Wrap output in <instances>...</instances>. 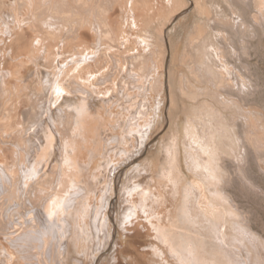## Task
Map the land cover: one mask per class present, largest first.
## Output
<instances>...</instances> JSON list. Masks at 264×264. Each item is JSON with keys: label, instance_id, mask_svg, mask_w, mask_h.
Returning a JSON list of instances; mask_svg holds the SVG:
<instances>
[{"label": "rangeland", "instance_id": "1", "mask_svg": "<svg viewBox=\"0 0 264 264\" xmlns=\"http://www.w3.org/2000/svg\"><path fill=\"white\" fill-rule=\"evenodd\" d=\"M50 1L52 2V0L41 1L42 5H37L34 7V9H32V6L29 4L28 0H0V26H1L0 39H3V41L7 42L6 43L0 41V48L6 49L5 50L6 55L3 57L4 61L2 63V66L5 67L4 72L7 73L6 80L8 82L7 85L8 89H5L3 90V92L0 93V103H1L0 133L5 134L4 141L6 140L10 141V142L7 141L4 142L6 143V146H10V147L4 146L5 144L3 143V140L1 141L2 143L0 142V153H1L0 156L2 159L4 158L3 159L4 163L5 162L10 163L11 161L12 163L16 164L14 165L15 167L13 168L14 176H16V174L18 176V177L16 176L17 179L13 177L15 181H17L19 177L22 179V176H25L24 170L30 168L29 172H32L31 169L33 170L32 167L35 166L37 172L36 171L34 172L33 170L34 173L30 175L32 180L31 183L35 184V181H37V179H38L37 181L38 183L36 182L35 185L31 184L29 189L30 191H32L33 189L31 188H35V186L37 187V185L38 186L40 185V188L46 191L45 192L39 190L38 188H35L36 189V190L34 189L35 191L39 190L38 192L39 194H37L34 190L33 192L29 193L28 190H25L26 189V186L24 184L25 181H23V179L25 178L23 177V179L21 180L22 181L21 185L23 190L21 189L19 192H17L19 194V198L20 199L22 198L21 207L19 208V212L15 213V215L12 216V221H14V223L17 222L19 224V222L16 220L19 219L21 211L24 210L28 211V209L33 205L34 206L39 204L41 205L44 203V201H47L53 195L55 194L57 195L61 193L63 190H66L65 189L66 187L69 188L68 181L69 179L71 180L73 177V175H71L70 173L72 172L75 176L77 172H73L72 170L73 167H70L67 172L65 170L66 168L64 167H68L67 164L68 162H70L69 161V158L71 157L70 155L74 153L73 155L75 156L78 155L77 159L79 160H81L80 158L82 157L86 158V159L82 158V160L80 161L81 165L83 164V170L85 171V172L83 171L84 175L81 179H83L82 181L85 180L87 184L85 186V182L82 183V185L84 184L85 188L88 187L87 196L89 197L85 196L84 199L82 198L81 200H79L78 206L81 204L83 205L84 209L90 207L89 208L90 212L88 211V216L86 220H88V224H89L88 229L90 230L89 231L90 234L92 233L91 236L93 238L90 237L91 240L89 245L90 247L87 245L88 246L87 249L86 248L87 246H85V248L87 249L86 250L87 254L86 256L84 255L83 257V253L82 251H80V241L76 236L79 233L76 230L78 228L77 227L78 225L73 226L72 232L68 233L69 238H67L66 240L64 239L61 242L63 254L66 251V245L64 244H66L68 241L71 244L72 252L70 253V255L65 253L63 257V261L65 262L69 261L67 262V264H182L177 259L175 254L172 252L169 244L165 243L163 239H160L158 229L159 227H163L162 229H166V231L169 230L170 232H172L171 235L173 234L174 230L175 231L178 230L175 229V227L164 226L165 224L160 222V220L162 219L163 216H165L166 225L170 224L171 219L173 220V216H174L173 214L176 213V209H178L177 207H179L178 205H180L182 202L181 201L182 195L180 194L178 196L179 193L177 192V190L178 189L183 190L185 187H190V184L192 186H195L194 187L195 194L192 197V202H193L192 208L194 213L196 215H202V218H208V220L215 221L217 222V224L220 223V225L219 224L218 225L220 227L221 233L219 232L218 235L222 237L221 238L222 241L220 242L223 243L222 244L223 247L227 249L230 248L229 245L237 241L238 239L237 234H238V237L239 236L245 237L244 239L246 241H244V243L247 242L245 243L246 247L244 246L245 244L242 245L245 251L250 246H253L249 248V249L253 248L252 250H250V252L249 250L246 252L243 250L244 255L247 256L248 254L246 253L251 254V252L253 251L255 255H258L261 258L263 257L264 259V18H263L264 0H253V2H251V0H231V1L214 0L213 3H211L212 2L211 0H207L208 1V2L206 1L208 3L207 5L206 2H204V0H199V1L174 0V2L173 0H159V1L158 0H140V1L121 0L124 2L123 4L125 5H123L120 0H115L116 2H114L113 0H93L96 1L95 2L96 4L93 3V1H91L92 4L90 2L91 4L90 6L89 4H87V2L89 3L90 0H86L87 2H84L85 0H53L52 3ZM125 1L126 2L128 1L127 2L128 4H126ZM161 1H162L161 3L162 7H160L159 5ZM143 2H145L144 3L145 7H143ZM172 2L175 4L173 6H170L171 4H173ZM46 3L48 4L47 6L45 5ZM134 4L136 6H134ZM138 4H140L142 7ZM146 4L148 5V7ZM231 4H233L235 7L233 5L232 7ZM92 5H96V6L94 7ZM169 6L170 8H168ZM212 6L213 8L209 10ZM153 7L154 9L156 8V10L158 11L154 10ZM29 8L30 10H28ZM147 8L148 9L151 8V11L150 9L148 10ZM160 8L163 9L161 10ZM200 8H202L203 10H201ZM103 9L104 10L106 9L105 11L107 12H103L104 11ZM119 9L122 10L119 11ZM138 9H140V11L142 10V13L140 11L137 12ZM113 10H117L118 15L123 16L125 18V20L123 17L119 18L120 21L122 22L120 23L122 25L125 24L122 26V31L125 29L123 31V34H121L118 38L120 40L119 42L116 41L117 40L116 26H114L113 24L111 25V21L109 20V17L111 15V12H113ZM135 10H136V14H135ZM198 10L201 11L202 13L199 12ZM227 10L231 11L230 12L231 15L230 13L228 14ZM25 11L26 12L28 11L30 16H28L29 15L28 13L25 14ZM144 11L146 12L145 15H143V13H145ZM210 11H212L211 13L213 14H209ZM223 11H224L223 14L226 15L227 13L226 16L222 14ZM120 12H126V13L121 14ZM157 12H158L157 16L158 17L160 16L159 18L155 15L152 16V14H156ZM167 12L169 13L166 15ZM104 13L107 15L109 13V15L106 16L104 15ZM169 14L173 15V17L170 16ZM15 15H17V17ZM26 15L28 18L27 20L25 19ZM202 15L205 16L201 17ZM220 15L222 17H220ZM137 16L139 17L138 19L136 18ZM149 16L152 17L151 20ZM195 17L197 18L195 19ZM15 18H19L18 19L19 22ZM168 18L170 19L174 18L175 20L173 19V21H171ZM208 18H210L211 20H209ZM50 19L54 22L51 23L54 26L51 25L50 27V22H51ZM148 19L150 20V22ZM48 20L50 22H48ZM140 20L145 23L140 22ZM37 21L38 22L40 21L41 25H43V23L45 24L48 22L49 26L47 25L48 24L47 23L45 24L46 27L48 26L47 29L45 28V25H43L44 29H42L43 26L39 27L40 22L38 25ZM134 21L138 22L139 24L135 23ZM242 21H244L246 24L244 25L243 24L244 22ZM10 22H13V24ZM30 22L32 23V25H30L31 24ZM34 22L36 25L34 24ZM105 22H107V25ZM153 22H156L157 24L156 23L154 24ZM218 22L220 23L218 24ZM7 23L9 24V26ZM90 23L93 25V29L90 26H88V24ZM208 23L211 26H209ZM144 24L146 25L148 24L149 28ZM81 25L82 26L85 25L82 31L84 30L89 31L90 35L94 39L93 42L87 40V36L83 34L82 35L79 34L80 32L78 30H80ZM142 25H144L145 27ZM30 26H32V29ZM33 26L35 28L37 26L38 29L37 28L35 29ZM103 26L104 27L108 26V28H110L111 30L107 28L108 31H106V29L103 28ZM242 26L244 27L242 28ZM8 27L11 29H9ZM19 27H23L25 29L27 28L26 29L28 31L27 34L28 35L30 34L31 37L29 42L21 41L17 46L15 39L18 36L17 31L21 30L19 29ZM132 27L134 28V30ZM140 27H142V29L147 28L149 31H151V33L147 31V29L145 32V29L142 30L140 29ZM40 28L41 30L39 31ZM113 29L116 31V33ZM31 30L35 32L33 33ZM42 30H44V32L46 33V35H48V37L50 36L53 39L50 40L52 42L51 43L52 46L49 47L48 44L50 42L48 41L50 37L47 40L48 37L46 36V38H44L45 39L44 42H46L45 43L46 46L44 45V47H42L41 50H39L40 51L39 53L37 48L38 40L32 42V39L33 36L36 35V32L38 34H40V32L45 34ZM56 30L59 34L58 36L56 33H54L55 36L52 33L54 31L56 32ZM140 30H142L143 33ZM30 31L32 32V34ZM105 31L110 32V34L108 33L109 34L108 35ZM206 32L209 35H207ZM10 34H12V36ZM100 34L103 38H105V40L101 38ZM110 35L112 38L110 37ZM205 35L209 36V38L205 39ZM10 37L12 38L14 37V39ZM149 38H151V42ZM143 39H145V41H143ZM55 40H57V42ZM101 41H103L104 44ZM3 43L6 45H4ZM57 43L59 44L55 45ZM93 43H98L100 45L99 47L103 45L102 46L103 48L101 47L100 51L98 50V54L95 55L91 52L94 46ZM147 43L150 44L155 43V44L149 45ZM140 44L146 45V47H141L142 45ZM204 44L207 47L204 46ZM87 45L90 46L91 51L88 50L89 46ZM147 47L149 48V50L147 49ZM214 47L217 49H215ZM107 48H109L110 50ZM150 48L152 50H150ZM198 48L200 51L206 50L205 53L208 55L210 54L209 55L210 59L213 57L212 61L215 60L213 65L222 68L225 67L226 64L228 63L229 67L228 68L226 67V69L228 70L232 69L231 72L232 77L228 78L226 84L227 88L226 86L218 88L216 85L212 84L210 80H202L194 75L196 72H198V68L196 65H199L201 63L202 58L203 59L207 58V57L205 58L204 56L202 57L200 56L202 54L199 52ZM84 49L86 51V54L81 55ZM103 49L105 50L107 49V50L105 51ZM143 49L144 51H141ZM160 49L162 50V52ZM207 49L211 50L212 52L211 51L208 52ZM52 50L54 52V55ZM138 50L140 51L138 52ZM85 51L83 53H85ZM13 52H15V57L10 56L12 55ZM51 52L52 55L50 54ZM101 52L103 53V55ZM90 53H92L91 54L92 56L89 55ZM99 53H101L100 56L102 60H100L99 58ZM28 54H33L35 57L32 56V58H29ZM37 54L38 56H36ZM142 54H144L143 55L144 58L141 57ZM155 55H159L160 57ZM197 55L198 57L196 59ZM40 56L42 57L41 59ZM102 56L105 57L102 58ZM129 56L131 57L133 56L132 58L134 60H131V57ZM93 58H98L100 62L98 61V59L94 60ZM104 58L106 62H104L103 60ZM164 58L165 60H163ZM25 59L28 61L31 59V61L34 60L35 62L29 61L28 62L29 65L27 63L25 64L28 66H25L23 68L24 74L21 76L22 80L24 78L22 82L23 86L21 85L22 87L21 93L20 95H18L16 90V88L18 87L17 79L14 77L13 70L15 67L18 66V64L24 63V61H26ZM198 59L200 60V63H198L199 62ZM79 60L80 62L81 60H83V62H81L82 64L84 63L83 66H85L87 62L88 64L95 63V65L93 64L94 66L89 68V72L88 71L87 72L91 73L92 75L90 79V84H92V88L95 90L96 93L94 92L91 93L90 91L83 92L86 90V88L84 90L78 91L77 93L72 89V87L76 85L75 84L76 79L74 78L73 75L77 76L79 74L77 67L75 68L74 66L81 65V63L78 62ZM130 60L131 61L138 60V61L135 64ZM98 62L100 63V65ZM137 64L139 65L138 67L140 69H135L138 68ZM159 64L162 65L163 67L160 66ZM95 68L98 70H96ZM218 69L219 68H217V70ZM71 70L77 73L75 72L73 73ZM138 70L140 71L136 73V71ZM67 71L70 74H67ZM27 72H29L28 75ZM133 74L135 75V77L130 78L131 77L130 75ZM192 74L194 75V78ZM67 75H70V78H66ZM140 75H145V78L144 76H140ZM243 75H244L243 79L245 81L241 78ZM100 76L102 77V79ZM160 76L161 79H163L162 80L163 82L160 80H158V82L156 81L157 79H159ZM71 77H73V79ZM71 79L73 80L74 83H72ZM139 79H143V80L140 81ZM132 80L133 82H131ZM246 80L249 82H247ZM63 81L65 83V87L69 88L68 90L70 91V93L67 92L68 90L66 92L63 91L64 93L58 92V90H56L57 87L63 83ZM70 81L72 84L70 83ZM84 81L86 82L87 80ZM187 81H190V83ZM159 82L163 83L162 84L163 87L161 86V84L160 86H156L159 84ZM190 84L196 87L197 89H199L200 91V94L195 99H193L192 96L188 94L189 92L187 90L190 89L189 91H191V88H189ZM244 84L245 85L247 84L246 87L244 86ZM68 85H70L71 88ZM85 85L88 86L87 84ZM134 86L139 88H136ZM149 86L150 87L155 86L156 89L155 87L154 88L151 87L150 89ZM240 86L241 87L244 86V87L241 88ZM54 87L56 88L54 89ZM181 88L185 89L186 93H184V95L182 93ZM147 89H149L150 91L152 90L154 93L151 91L152 94H150L149 93L150 91H146ZM229 89L230 91L228 92ZM156 90L157 91L160 90V92L158 91L159 92L158 93ZM244 90L248 92L246 93L244 92ZM55 91H57L58 96L56 95ZM136 91L138 92V95H136L137 94ZM234 91L239 96L236 93H230ZM250 91L251 93L252 92L253 93L250 94ZM142 92L144 96L143 94L142 96L140 95ZM240 92L244 96L242 94H239ZM248 93L249 95L247 96ZM158 94L161 96L159 97ZM187 94L191 98L186 96ZM114 95L116 96V98H114ZM126 96L129 99H127ZM131 96H133L134 98ZM84 98L89 99V102L91 103V107H92L91 108L92 116L88 120V126L91 125V128L90 127L89 128L91 133H93V135L90 134L91 137V142H90V140L87 139L88 138L87 134L85 135L83 134L85 130L83 131L82 129L83 135H80L79 138L77 139L78 141L76 140L77 141L76 142L73 141L75 140L73 139V137L75 138V136L77 135V133L75 134L76 132L75 130L77 129L78 126H76L74 120L68 116V115L71 116L72 114V108L68 107V105L76 102L82 103ZM122 99L124 104L122 103ZM106 100L109 101L107 102ZM223 100L230 101L229 105L222 104L221 102ZM104 101H106L105 103L107 104H105ZM124 101H128V102H124ZM133 102H138L139 104L138 103L135 104ZM29 104H31L32 107H30ZM25 105H27L29 112ZM130 106L132 107V109ZM22 107H24V109ZM25 108L27 111L25 110ZM19 110L21 111V115H18ZM128 110L131 112L127 113ZM203 110L210 111L211 114L213 115L211 120L214 122V124H216V126L222 125L223 128H225L226 133L230 135L228 136L230 137V139L227 138V140H229L230 143L227 141L228 145L221 144L220 147L225 151V153L219 152V158L216 162L217 171L220 176L219 180H221L220 185L222 188L225 189V191H222L221 194L224 196L223 199L224 200L226 199L227 201L226 204L223 203L224 200L220 202L221 205H219V201L217 202L214 201L213 199L214 192L212 191L213 188L211 185H208V183L204 181L203 173L201 171H194V169L189 166L190 165L189 157L196 156V159L198 158L201 159L203 157L206 158L207 156V154L204 153L202 154L201 149H199L198 146L193 143L191 137L192 134L191 131L189 130L193 128L192 123L193 120L195 119L194 115H196V112L201 114L200 112ZM10 111L12 112V114ZM103 111L105 112L106 116L101 118L100 116L104 114ZM31 112H33L32 114L34 116L31 115ZM99 112H101L102 114ZM8 114L12 115L9 120L5 118L7 117ZM65 116H68V118H66ZM132 117H134L135 119ZM202 117L203 118L205 117L204 114L202 115ZM138 118L140 120H137ZM71 119L73 123H71L72 122L70 121ZM135 122L136 124L141 123V125H143L141 127V132H136V131L131 132V129H133V127H135L136 125ZM71 124H74V126ZM128 125H130V127L132 126V128H129ZM21 126L24 127L22 128ZM17 127L19 128L18 129L19 132L17 131L18 134L15 132L17 130ZM20 129H22V131ZM48 129H50L51 131L50 133H53L52 135H54L52 139L53 142L52 141L50 142V140L48 139L49 138L48 136H50V138L52 136L49 133ZM104 130H106L107 132ZM200 131H201V125H199L197 128L198 134H200ZM130 132L132 134H130ZM23 133L24 135L22 136ZM6 134H8V136H6ZM11 134L13 135L15 134V135L12 136ZM61 134L62 135L64 134L65 136L64 135L61 136ZM73 134H75V136H73ZM16 136L18 137L16 138ZM8 137H10L11 139H9ZM231 137L234 138L232 140L233 142H231L232 139ZM15 139L16 141L14 142ZM23 139L26 147L24 146V143L22 141ZM84 139H86V141ZM26 140L28 143L26 142ZM65 140H67V142ZM81 140L84 141L80 142ZM20 142L22 145L20 144ZM73 142L75 143L73 144ZM93 142L96 147L93 145ZM17 143L19 145H17ZM47 144H50V146L52 145L51 146L52 148ZM47 146L51 148V151ZM86 146L87 149L89 150L86 149ZM223 146H227L228 148ZM11 147L12 148L16 147L14 148L16 150L11 149ZM43 147L46 149V151H44L45 149ZM78 147H80L81 149L80 148L78 149ZM41 148L43 149L42 151ZM93 148L95 149L93 150ZM13 150L14 152H12ZM47 150H49L48 154L46 153ZM75 150L76 151L78 150L77 151L78 153L75 152ZM79 150L82 151L80 152ZM16 151L18 152L16 153ZM36 151L37 153L40 152L38 153L40 156L36 155ZM67 151L68 153L70 152L69 155L70 157L68 156ZM71 151L73 152L71 153ZM89 151H91V153H89ZM21 152L24 154L23 157L20 156L22 155ZM49 152L51 153L49 154ZM106 152H108V154H106ZM3 153H6L7 157L5 156L6 154ZM81 153L84 154L85 156L87 155V157L82 156ZM53 154L55 156H53ZM179 154H180V164H178V166H180V169H178V171L176 172V176L177 177L179 176L180 178L176 179V183L173 180H170L171 184L166 185V183H169L168 180L171 177V173L167 169L171 167L173 158H175ZM28 155H30V157L26 158L28 157ZM42 155L45 156L46 158L42 157ZM10 156L12 159L10 158ZM91 156L92 159L94 158L93 160L90 159ZM7 158H10V161L9 159L8 161L7 160L5 161V159ZM21 158H23V160ZM28 159L29 160L31 159L30 160L31 162ZM35 159L39 160L40 162L39 161L35 162L37 161ZM86 160H91V161L86 162ZM23 161L25 162V165ZM201 162L203 163V161ZM31 163L33 166L31 165ZM11 164L9 165L11 166ZM21 164L24 165V167ZM28 165H30V167ZM20 167H22L23 171L21 170ZM58 168L61 171L63 170V172L60 173L61 171ZM17 171H19V173ZM20 171L22 173H20ZM64 171H66L67 173H65ZM63 173H65V177H63L64 175ZM68 174L69 176L71 175V177H68ZM34 176L35 177L38 176V177L35 178ZM114 176L117 177L114 183V188H113L114 190H112L111 182ZM57 177L59 180L57 179ZM14 179L12 182L13 184H15ZM33 179H35V181ZM56 180L62 183L65 181L64 183L66 184L68 183V184L65 186L64 183L63 185L61 183L62 185L61 187L60 183L59 182L57 183ZM161 181L165 183H162ZM17 182L15 184L16 186L19 185L17 184ZM197 183H199L200 185H198ZM55 184L58 186H56ZM63 186H65V188ZM150 186L155 196H153L151 200L149 199L150 201H148L147 202L148 204H146V202L142 200L143 198L142 193L145 192L144 190L145 188H148ZM69 189L73 191L72 188ZM133 189L135 190V193L133 192L134 195H131L132 191H134ZM40 191H42L44 194L46 193V195L43 194L44 195L43 196L42 193L40 194ZM67 191L69 190L67 189ZM47 192L48 193L50 192L51 194L50 193L47 194ZM31 193H32L31 195L32 197L29 196V194ZM105 197L109 198L110 200H107V198ZM176 199L178 200V203ZM82 200H84V204L82 203ZM153 200L154 202H152ZM105 202L107 204L110 203L112 206L111 222H109L111 224L105 221V219H107L105 214L106 212L105 209H107V207L108 210L110 209V206H107ZM133 204L138 205L139 216H134L133 218H130L131 220L133 219L132 222L130 219H127V216L125 215L129 213V210H131ZM142 205L144 206V208L142 207ZM40 207L41 206H39V208ZM96 207L98 209H103V211L105 210L104 213L102 214L104 215L102 216L103 218L102 221H104L102 223L104 224L102 225L103 227H102L101 236L99 235L100 233L97 229L96 222L98 219H96L95 217ZM172 209L175 211H173ZM162 212H164L165 214ZM233 212L234 214H232ZM3 221L6 220L3 218ZM152 223L155 224L158 228L154 227ZM202 223L204 222L202 221ZM108 224L111 225L112 227L108 226ZM11 226L13 227V224H10V227ZM106 226L109 228L108 230L106 229ZM12 229L14 230L15 228ZM11 230L9 228L7 231L11 232ZM20 230L21 229L19 228L18 231ZM78 230L80 231L79 235L82 234L86 235V233H83V231H81L80 229ZM16 231L14 230V232L12 231L13 233L12 232L11 233L14 234ZM18 231L15 234H17ZM108 231L110 232V234L108 233ZM10 232L9 233L6 232V234H9V236L4 235L2 233L0 234V240L5 244H8L9 242L7 238H10ZM192 232L193 233L195 232L194 228ZM12 234L11 236L14 237L15 234L14 235ZM98 237H102V240H99L100 238ZM247 237H249L248 241H247ZM203 238L204 236H199L200 241H204ZM210 239L211 238H209V240L207 239V242L210 241ZM76 241L78 242L76 243ZM251 241H252V245H251ZM259 241H261L260 245H259ZM249 242H250L249 244L250 246H248ZM256 242H258L257 247L259 246L260 248L255 247ZM73 243H75V245ZM99 243H101V245ZM211 243H212V239L209 244L206 243L207 252H204V257H207L206 262L208 263L209 261L210 264H212V261L214 260L211 259V256L213 254V251L211 249L212 247L210 245ZM75 248L76 250L77 249L78 250L76 251ZM260 251L263 253L261 254ZM96 257H100V259H97ZM216 257H217V261L219 262L217 264H223L221 261L224 258L219 254H216ZM259 257H258L259 263L264 264L263 262L264 260ZM21 260L23 264H28V263L30 264V260H26V261L24 259ZM32 261L33 262L38 261V259L35 257L32 259ZM45 264H49V263L46 261Z\"/></svg>", "mask_w": 264, "mask_h": 264}, {"label": "bare ground", "instance_id": "2", "mask_svg": "<svg viewBox=\"0 0 264 264\" xmlns=\"http://www.w3.org/2000/svg\"><path fill=\"white\" fill-rule=\"evenodd\" d=\"M29 1V4L32 6V9H34V7L35 6H37V5H42L41 4V1H44V0H28ZM91 1H93V0H90L89 1V3L85 0L84 2H87V4H89V6L92 4V2ZM114 2H116L115 0H113ZM121 1V0H120ZM120 1H118V2H120ZM130 1V0H129ZM134 1V0H133ZM140 1V0H139ZM159 1V0H158ZM178 1V0H177ZM199 1V0H198ZM207 0H204V2H206ZM212 2L211 3H213V1L214 0H211ZM229 1V0H228ZM228 1H226V2H228ZM231 1V0H230ZM51 2V1H50ZM50 2H48V3H50ZM52 2H53V0H52ZM51 2V3H52ZM90 2H91V4H90ZM96 1H93V3H95ZM122 2V4L124 3L123 1H121ZM126 2V1H125ZM128 2V1H127ZM126 2V4H128ZM137 2V1H136ZM173 2H174V0H173ZM172 2V3H173ZM197 2V1H196ZM208 2V1H207ZM206 2V5L208 4ZM246 2V1H245ZM251 2H253V0H251ZM142 3V2H141ZM145 2H143V7H145L144 4ZM162 3V1L160 2V7H162L161 4ZM171 3V2H170ZM198 3V2H197ZM200 3V2H199ZM263 3V2H262ZM96 4V3H95ZM118 4V3H117ZM132 4V3H131ZM131 4H130V6H131ZM151 4V3H150ZM175 3H173V4H171L170 6H173ZM203 4V3H202ZM251 4H253V3H251ZM46 6L48 5L47 3L45 4ZM84 5H86V4H84ZM111 5V4H110ZM114 5H116V4H114ZM123 5H125V4H123ZM138 5H140V4H138ZM147 5V4H146ZM177 5V4H176ZM180 5V4H179ZM230 5V4H229ZM233 4H231V6H232ZM44 6V5H43ZM92 6H96V5H92ZM108 6V5H107ZM120 6V5H119ZM129 6V5H128ZM134 6H136L135 4H134ZM141 6V5H140ZM139 6V7H140ZM153 6H155V5H153ZM170 6L168 7V8H170ZM196 6H197V4H196ZM211 6V5H210ZM230 6V7H231ZM234 6V5H233ZM232 6V7H233ZM253 6H255V5H253ZM23 7V6H22ZM85 7H87V6H85ZM125 7V6H124ZM142 7V6H141ZM147 7H148V5H147ZM150 7H151V5H150ZM167 7V6H166ZM175 7H177V6H175ZM183 7V6H182ZM200 7V6H199ZM208 7H209V5H208ZM235 7V6H234ZM259 7V6H258ZM31 8V7H30ZM30 8L28 9V10H30ZM92 8V7H91ZM107 8V7H106ZM116 8V7H115ZM120 8V7H119ZM122 8V7H121ZM131 8H132V6H131ZM138 8V7H137ZM164 8V7H163ZM163 8H160L161 10L163 9ZM173 8V7H172ZM186 8V7H185ZM213 8V6L209 9V10H211ZM257 8V7H256ZM264 8V7H263ZM16 9V8H15ZM22 9V8H21ZM24 9V8H23ZM32 9H31V11H32ZM128 9V8H127ZM130 9V8H129ZM133 9H135V8H133ZM145 9V8H144ZM148 9V8H147ZM150 9V11H151V8H149ZM148 9V10H149ZM153 9H154V7H153ZM157 9H159V8H157ZM201 10H203L202 8H200ZM226 9H227V7H226ZM230 9V8H229ZM231 9H233V8H231ZM260 9V8H259ZM104 10V9H103ZM106 10V9H105ZM103 11V12H107V11ZM120 10H122V9H119V11ZM154 10H156V8L154 9ZM165 10H168V9H165ZM164 10V11H165ZM172 10V9H171ZM176 10V9H175ZM222 10H224V9H222ZM30 11V12H31ZM109 11V10H108ZM125 11V10H124ZM140 11V9H138V11L137 12H139ZM153 11V10H152ZM156 11H158V10H156ZM155 11V12H156ZM163 11V12H164ZM179 11H180V9H179ZM183 11V10H182ZM199 11V10H198ZM228 11V14L231 12V11H229V10H227ZM258 11V10H257ZM261 11V10H260ZM131 12V11H130ZM141 13H142V10L140 11ZM145 12V11H144ZM163 12H162V14H163ZM199 12H201V11H199ZM212 11H210V13L209 14H213V13H211ZM10 13V12H9ZM12 13V12H11ZM24 13V12H23ZM26 13H28V11L26 12L25 11V14ZM110 13V12H109ZM109 13H108V15H109ZM121 14L122 13H126V12H120ZM129 13V12H128ZM127 13V14H128ZM140 13V14H141ZM148 13H149V11H148ZM169 12H167L166 13V15L168 14ZM171 13V12H170ZM202 13V12H201ZM224 13V11L222 12V14ZM262 13V12H261ZM264 13V12H263ZM262 13V14H263ZM13 14V13H12ZM25 14H24V16H25ZM29 14V13H28ZM27 14V15H28ZM134 14V13H133ZM135 14H136V10H135ZM146 14V12L145 13H143V15H145ZM157 14H158V12L156 13V14H152V16L153 15H155V16H157ZM160 14V13H159ZM203 14H205V13H203ZM217 14V13H216ZM221 14V15H222ZM18 15V14H17ZM17 15H15L16 17H17ZM23 15V14H22ZM27 15H26V20L28 19L27 18ZM104 15H106V16H108L107 14H105L104 13ZM125 15V14H124ZM148 15V14H147ZM151 15V14H150ZM170 15V14H169ZM168 15V16H169ZM220 15V17H222ZM224 16H226L227 15V13H226V15L225 14H223ZM230 15H231V13H230ZM258 15V14H257ZM23 16V17H24ZM28 16H30V14L28 15ZM129 16V15H128ZM127 16V17H128ZM133 16H135V15H133ZM167 16V17H168ZM170 16H172L173 17V15H170ZM169 16V17H170ZM203 16H205V15H202L201 17H203ZM36 17H37V14H36ZM44 17V16H43ZM102 17V16H101ZM120 17H123V16H119L118 15V11L117 10H113V12H111V15H110V17H109V20L111 21V25L113 24L114 26H116V30H117V40L116 41H120L118 38H119V36L121 35V34H123V31L125 30H123L122 31V26L123 25H125V24H121L122 22L120 21ZM131 17V16H130ZM150 17V20H151V16H149ZM158 17V16H157ZM160 17V16H159ZM158 17V18H159ZM174 17H176V16H174ZM210 17V16H209ZM103 18V17H102ZM105 18V17H104ZM124 18V17H123ZM137 19L139 18L138 16L136 17ZM156 18V17H155ZM197 17H195V19H196ZM198 18H200V17H198ZM264 18V17H263ZM15 19H19V18H15ZM39 19V18H38ZM41 19H42V17H41ZM127 19V18H126ZM136 19V20H137ZM141 19V18H140ZM163 19V18H162ZM165 19V18H164ZM168 19H170V18H168ZM174 19V18H173ZM173 19H170L171 21H173ZM209 20H211L210 18H208ZM35 20H36V18H35ZM51 20V19H50ZM101 20V19H100ZM108 20V19H107ZM106 20V21H107ZM124 20H125V18H124ZM123 20V21H124ZM144 20V19H143ZM147 20V19H146ZM149 20V19H148ZM150 20H149V22H150ZM153 20H155V19H153ZM175 20V19H174ZM218 20V19H217ZM223 20H225V19H223ZM233 20V19H232ZM10 21V20H9ZM23 21V20H22ZM43 21V20H42ZM44 21H45V19H44ZM105 21V20H104ZM157 21V20H156ZM160 21V20H159ZM158 21V22H159ZM169 21V20H168ZM167 21V22H168ZM7 22V21H6ZM18 22H19V20H18ZM38 22V21H37ZM36 22V23H37ZM40 22V21H39ZM39 22H38V25H39ZM48 22H50L49 20H48ZM47 22V23H48ZM53 21L51 20V22H50V27H51V23H52ZM98 22V21H97ZM102 22V21H101ZM121 22V23H120ZM135 22V21H134ZM140 22H143V21H141L140 20ZM152 22V21H151ZM208 22V21H207ZM207 22H206V24H207ZM242 22H244V21H242ZM241 22V23H242ZM10 23H12L13 24V22H10ZM31 23V22H30ZM47 23H45V24H47ZM54 23V22H53ZM100 23V22H99ZM106 23V25H107V22H105ZM124 23V22H123ZM133 23V22H132ZM135 23H138V22H135ZM143 23H145V22H143ZM154 24L156 23V22H153ZM152 23V24H153ZM166 23V22H165ZM169 23V22H168ZM220 22H218V24H219ZM262 23V22H261ZM8 24V23H7ZM20 24V23H19ZM34 24H35V22H34ZM33 24V25H34ZM44 23H43V25H45ZM101 24V23H100ZM139 24V23H138ZM137 24V25H138ZM151 24V25H152ZM157 24V23H156ZM187 24V23H186ZM244 25L246 24L245 22L243 23ZM242 24V25H243ZM248 24V23H247ZM21 25V24H20ZM19 25V26H20ZM30 25H32V23L30 24ZM36 25V24H35ZM37 25V26H38ZM43 25H41V22H40V26L39 27H42ZM48 26H49V23L47 24ZM103 25H105V24H103ZM145 26H148V24L146 25V24H144ZM144 25H142V26H144ZM150 25V24H149ZM208 25H209V23H208ZM215 25H216V23H215ZM6 26V25H5ZM8 26H9V24H8ZM25 26V25H24ZM37 26H36V28H37ZM47 26V27H48ZM52 26H54V25H52ZM85 26V25H84ZM84 26H82L81 25V27H80V30H78L80 33L79 34H83V35H85V36H87V40H89V41H92L93 42V37L90 35V33H89V31H86V30H84V31H82L83 30V27ZM87 26V25H86ZM88 26H90L92 29H93V25L90 23V24H88ZM87 26V27H88ZM109 26V25H108ZM108 26L106 27H104L103 26V28H105L106 29V31H108L107 30V28H108ZM119 26V27H118ZM128 26V25H127ZM144 26V27H145ZM182 26H183V24H182ZM185 26V25H184ZM200 26V25H199ZM207 26V25H206ZM209 26H211V25H209ZM237 26V25H236ZM1 27V26H0ZM29 27V26H28ZM31 27V29H32V26H30ZM34 27V26H33ZM47 27H46V25H45V28L47 29ZM99 27H102V26H99ZM241 27V26H240ZM240 27H238V28H240ZM244 26H242V28H243ZM9 28V27H8ZM7 28V29H8ZM35 28V27H34ZM35 28V29H36ZM130 28V27H129ZM133 28V27H132ZM131 28V29H132ZM135 28H136V26H135ZM137 28H138V26H137ZM148 28H149V26H148ZM208 28H211V27H208ZM9 29H11V28H9ZM16 29V28H15ZM18 29V28H17ZM19 29H21L20 31H17V34H18V36L16 37V39H15V42H16V45L18 46V44H19V42H21V41H23V42H29L30 41V34L28 35L27 34V28L25 29V28H23V27H19ZM38 29V28H37ZM42 29H44V26H43V28ZM50 29V28H49ZM55 29V28H54ZM62 29V28H61ZM75 29V28H74ZM73 29V30H74ZM90 29V28H89ZM109 30H111L110 28H108ZM115 29V28H114ZM113 29V30H114ZM140 29H142V27H140ZM145 29V32H146V29L147 28H144ZM144 29H142V30H144ZM195 29V28H194ZM196 29H198V28H196ZM41 30V28L39 29V31ZM53 30V29H52ZM72 30V31H73ZM127 30H128V28H127ZM133 30H134V28H133ZM142 30H140L142 33H143V31ZM185 30V29H184ZM199 30H200V28H199ZM209 30V29H208ZM10 31V30H9ZM12 31V30H11ZM14 31H16V30H14ZM32 32H33V30H31ZM30 31V32H31ZM43 32H44V30H42ZM47 31H50V30H47ZM60 31H62V30H60ZM75 31V30H74ZM105 31V32H106ZM115 31V30H114ZM131 31V30H130ZM147 31H149L148 29H147ZM183 31V30H182ZM210 31V30H209ZM3 32V31H2ZM32 32H31V34H32ZM35 32V31H34ZM33 32V33H34ZM37 32H38V30H37ZM36 32V35L35 36H33V39H32V42H35L36 40H38V45H37V48H38V52L40 53V51L39 50H41V48L42 47H44V45H45V43L46 42H44L45 41V39L44 38H46V36L48 37V35H46V33L45 34H43L42 32H40V34H38ZM126 32V31H125ZM150 33H151V31H149ZM160 32V31H159ZM165 32V31H164ZM200 32V31H199ZM202 32H204V31H202ZM12 33V32H11ZM42 33V34H41ZM48 33V32H47ZM51 33V32H50ZM53 34L54 33H56L57 34V36L59 35L58 34V32H57V30H56V32L54 31V32H52ZM59 33H61V32H59ZM107 34L109 33L110 34V32H106ZM112 33V32H111ZM115 33H116V31H115ZM4 34V33H3ZM13 34V33H12ZM12 34H10L11 36H12ZM102 34V33H101ZM101 34H100V36H101ZM108 34V35H109ZM114 34V33H113ZM113 34H112V37H113ZM145 34V33H144ZM161 34V33H160ZM164 34V33H163ZM206 34L207 35H209L207 32H206ZM106 35V34H105ZM195 35V34H194ZM200 35H201V33H200ZM207 35H205V39H208L209 38V36H207ZM215 35V34H214ZM42 36V37H41ZM53 36V35H52ZM54 36H55V34H54ZM56 36V37H57ZM60 36H62V35H60ZM107 36V35H106ZM106 36H104V37H106ZM123 36V35H122ZM140 36V35H139ZM142 36H143V34H142ZM141 36V37H142ZM164 36V35H163ZM193 36V35H192ZM212 36V35H211ZM50 37V36H49ZM49 37L47 38V40L49 39ZM110 37H111V35H110ZM111 37V38H112ZM149 37V36H148ZM1 38V37H0ZM2 38H3V36H2ZM8 38V37H7ZM7 38H5V39H7ZM10 38H12V37H10ZM62 38V37H61ZM60 38V39H61ZM101 38L102 39H104L105 40V38H103L102 36H101ZM115 38V37H114ZM126 38V37H125ZM192 38V37H191ZM196 38V37H195ZM12 39H14V37L12 38ZM51 39H53V38H51L50 37V39H49V41L48 42H50L49 44H48V46L50 47V46H52L51 45ZM102 39H100V40H102ZM107 39V38H106ZM122 39V38H121ZM146 39V38H145ZM145 39H143V41H145ZM150 39V42H151V38H149ZM158 39V38H157ZM58 40H59V38H58ZM99 40V41H100ZM103 40V41H104ZM148 40V39H147ZM202 40H203V38H202ZM0 41H3V39H0ZM56 42H57V40H55ZM86 41V40H85ZM103 41H101L102 43H103ZM154 41V40H153ZM152 41V42H153ZM193 41V40H192ZM3 42H6V41H3ZM147 42V41H146ZM206 42V41H205ZM208 42H209V40H208ZM7 43V42H6ZM87 43V42H86ZM141 43V42H140ZM143 43H145V42H143ZM201 43V42H200ZM4 44V43H3ZM59 43H57V44H55V45H58ZM91 44V43H90ZM94 44V46H93V48H92V51L90 50V46L89 45H87V46H89V48H88V50H90L94 55L95 54H98V50L100 51V48L103 46L102 44V46L101 47H99L100 45L98 44V43H93ZM104 44V43H103ZM147 44H149V45H154L155 43H152V44H150V43H147ZM165 44V43H164ZM202 44V43H201ZM4 45H6V44H4ZM54 45V44H53ZM140 45H142V44H140ZM160 45V44H159ZM159 45H157V46H159ZM203 45V44H202ZM46 46V45H45ZM92 46V45H91ZM148 46V45H147ZM187 46H188V44H187ZM201 46V45H200ZM199 46V47H200ZM204 46H206L205 44H204ZM211 46V45H210ZM2 47V46H1ZM57 47V46H56ZM141 47H146V45H142ZM140 47V48H141ZM150 47V46H149ZM152 47V46H151ZM154 47V46H153ZM207 47V46H206ZM212 47V46H211ZM86 48V47H85ZM103 48V47H102ZM139 48V49H140ZM159 48V47H158ZM201 48V47H200ZM203 48V47H202ZM215 48V47H214ZM107 49H109V48H107ZM106 49V50H107ZM142 49V48H141ZM147 49L149 50V48L147 47ZM191 49V48H190ZM205 49V48H204ZM209 49H210V47H209ZM215 49H217V48H215ZM5 48H0V93L1 92H3V90H5V89H8V82H7V80H6V78H7V73L6 72H4V70H5V67L4 66H2V63H3V61H4V59H3V57L6 55V53H5ZM53 50H54V48H53ZM53 50H52V52H53ZM87 50V49H86ZM103 50H105V49H103ZM105 50V51H106ZM110 50V49H109ZM150 50H152L151 48H150ZM161 50V49H160ZM198 50H199V48H198ZM203 50V49H202ZM208 50V49H207ZM84 51H85V49H84ZM83 51V52H84ZM89 51V52H90ZM133 51V50H132ZM140 50H138V52H139ZM141 51H144V49L143 50H141ZM156 51V50H155ZM157 51H159V50H157ZM187 51V50H186ZM193 51V50H192ZM204 51V50H203ZM203 51H200L199 50V52L202 54V55H200L201 57L202 56H204L206 59H201V63H200V60H199V62L198 63H200L199 65H196L197 66V68H198V72H196L194 75L195 76H197L199 79H202V80H210L211 82H212V84H214V85H216L218 88H221V87H224V86H226V84H227V81H228V78H230V77H232V69H226V67L228 68L229 67V65H228V63L226 64V66L225 67H218V66H215V65H213V63L215 62V60L214 61H212V59H213V57L210 59V57H209V55L208 54H206L205 53V51L203 52ZM209 51H211V50H208V52ZM50 52V51H49ZM52 52L50 53L51 55H52ZM82 52V54L81 55H84V54H86V51H85V53H83ZM88 52V53H89ZM161 52H162V50H161ZM205 53V54H203V53ZM212 52V51H211ZM5 53V54H4ZM92 53H90L89 55L90 56H92L91 54ZM102 53V52H101ZM101 53H99V58H100V60H102L101 59V56H100V54ZM11 54V53H10ZM34 54V53H33ZM33 54H28V56H29V58H32V56H34ZM156 54V53H155ZM158 54V53H157ZM186 54H188V53H186ZM53 55H54V52H53ZM102 55H103V53H102ZM104 55H106V54H104ZM143 55L144 54H142V56L141 57H143ZM163 55V54H162ZM162 55H161V57H162ZM213 55V54H212ZM10 56H13V57H15V52H13L12 53V55H10ZM36 56H38V54L36 55ZM43 56V55H42ZM108 56V55H107ZM125 56V55H124ZM134 56V55H133ZM132 56V57H133ZM155 56H159V55H155ZM165 56V55H164ZM35 57V56H34ZM49 57V56H48ZM80 57H82V56H80ZM94 57V56H93ZM103 57H105V56H102V58ZM120 57H121V55H120ZM129 57H131V56H129ZM128 57V58H129ZM131 57V60H134L133 58ZM137 57V56H136ZM160 57V56H159ZM197 57H198V55L196 56V59H197ZM38 58V57H37ZM42 57L40 56V59H41ZM47 58V57H46ZM108 58V57H107ZM144 58V57H143ZM28 59V58H27ZM94 60L95 59H98V58H93ZM109 59V58H108ZM124 59H126V58H124ZM139 59V58H138ZM26 60V59H25ZM37 60V59H36ZM39 60V59H38ZM48 60V59H47ZM87 60V59H86ZM104 60V62H106L105 61V58L103 59ZM128 60V59H127ZM130 60V61H131ZM136 60V59H135ZM163 60H165V58L163 59ZM29 61H31V59L29 60ZM28 60H26V61H24V63H20V64H18V66L17 67H15L14 68V70H13V74H14V77L17 79V88H16V90H17V93H18V95H20V93H21V85H22V82H23V80H24V78H23V80H22V75L24 74V72H23V68L25 67V66H28L29 64H28V62H29ZM32 61H34V60H32ZM31 61V62H32ZM85 61V60H84ZM88 61V60H87ZM98 61H99V59H98ZM129 61V60H128ZM138 61V60H137ZM137 61H131V62H133V63H137ZM221 61H223V60H221ZM35 62V61H34ZM39 62V61H38ZM78 62H80V60L78 61ZM81 62H83V60H81ZM80 62V63H81ZM100 62V61H99ZM98 62V63H99ZM125 62V61H124ZM155 62V61H154ZM157 62V61H156ZM164 62V61H163ZM28 64V65H25V64ZM86 63V62H85ZM128 63V62H127ZM204 63V64H203ZM35 64V63H34ZM38 64V63H37ZM95 65V63H89L88 64V62H87V64L85 65V66H83L84 65V63L82 64L81 63V65H79V66H74L75 68L77 67V70H78V72H79V74L76 76V75H73L74 76V78L76 79V82H75V86H73L72 87V89L74 90V91H76V93L78 92V91H81V90H84L85 88H86V90L85 91H83V92H86V91H90L91 93H96L95 92V90L92 88V84H90V79H91V73H88L89 72V68L90 67H92V66H94ZM126 64V63H125ZM132 64V63H131ZM161 64V63H160ZM159 64V65H160ZM201 64H202V66H201ZM31 65V64H30ZM40 65H41V63H40ZM39 65V66H40ZM69 65V64H68ZM99 65H100V63H99ZM134 65V64H133ZM228 65V66H227ZM32 66V65H31ZM36 66V65H35ZM50 66V65H49ZM70 66V65H69ZM139 65L137 64V67H138ZM142 66V65H141ZM160 66H162V65H160ZM33 67V66H32ZM32 67H31V69H32ZM51 67V66H50ZM66 67V66H65ZM68 67V66H67ZM84 67H85V69H84ZM97 67V66H96ZM134 67V66H133ZM163 67V66H162ZM192 67V66H191ZM98 68V67H97ZM160 68V67H159ZM217 68H219L218 70H217ZM231 68V67H230ZM28 69V68H27ZM94 69V68H93ZM96 69V68H95ZM132 69V68H131ZM130 69V70H131ZM135 69H140L139 67L138 68H135ZM158 69V68H157ZM164 69V68H163ZM67 70V69H66ZM96 70H98V69H96ZM95 70V71H96ZM144 70V69H143ZM231 70V71H230ZM72 71V70H71ZM88 71V72H87ZM101 71V70H100ZM99 71V72H100ZM140 70H138V71H136V73H138ZM161 71H162V69H161ZM30 72V71H29ZM29 72H27V75H28V73ZM55 72V71H54ZM73 72V71H72ZM75 72V71H74ZM73 72V73H74ZM93 72V71H92ZM75 73H77V72H75ZM95 73V72H94ZM94 73H93V75H94ZM98 73V72H97ZM67 74H70V73H68V71H67ZM146 74V73H145ZM60 75V74H59ZM59 75H58V77H59ZM104 75V74H103ZM159 75V74H158ZM157 75V76H158ZM164 75V74H163ZM166 75V74H165ZM183 75V74H182ZM193 75V74H192ZM194 75H193V78H194ZM66 76V75H65ZM131 77L130 78H132V77H135V75L133 74V75H130ZM140 76H144V78H145V75H140ZM62 77H64V76H62ZM101 77V76H100ZM99 77V78H100ZM164 77V76H163ZM243 77H244V75L241 77L242 79H243ZM66 78H70V75H67V77ZM72 79H73V77H71ZM143 78V77H142ZM143 78V79H144ZM240 78V77H239ZM62 79V78H61ZM71 79V80H72ZM101 79H102V77H101ZM104 79V78H103ZM143 79H139L140 81L141 80H143ZM245 79H246V77H245ZM250 79V78H249ZM51 80V79H50ZM65 80H67V79H65ZM84 80H87L86 82L84 81ZM134 80V79H133ZM133 80L131 81V82H133ZM138 80V79H137ZM158 80H160V81H162L163 79H161V76L159 77V79H157L156 81L158 82ZM244 80V79H243ZM28 81V80H27ZM52 81H54V80H52ZM60 81V80H59ZM75 81V80H74ZM78 81V82H77ZM135 81H136V79H135ZM135 81H134V83H135ZM156 81H154V82H156ZM164 81H166V80H164ZM185 81H186V79H185ZM245 81V80H244ZM247 81V80H246ZM49 82H51V81H49ZM57 82V81H56ZM83 82H85V83H83ZM130 82V83H131ZM143 82V81H142ZM163 82V81H162ZM187 82H189L190 83V81H187ZM242 82V81H241ZM247 82H249V81H247ZM58 83V82H57ZM68 83V82H67ZM70 83H71V81H70ZM69 83V84H70ZM72 83H74L73 82V80H72ZM71 83V84H72ZM82 83V84H81ZM244 83V82H243ZM246 83V82H245ZM54 84V83H53ZM60 84V83H59ZM85 84H87L88 86H86ZM139 84H140V82H139ZM160 84H161V86L163 87V83H160L159 82V84L158 85H156V86H160ZM186 84V83H185ZM250 84V83H249ZM151 85H153V84H151ZM241 85V84H240ZM247 85V84H246ZM246 85L244 84V86L246 87ZM23 86V85H22ZM40 86V85H39ZM53 86V85H52ZM51 86V87H52ZM56 86H57V84H56ZM67 86V85H66ZM68 86H70V85H68ZM228 86H229V84H228ZM244 86H242V87H244ZM252 86V85H251ZM134 87H136V86H134ZM150 87V86H149ZM151 87H155V86H151ZM151 87H150V89H151ZM180 87V86H179ZM186 87H187V85H186ZM241 87V86H240ZM241 87V88H242ZM250 87V86H249ZM41 88V87H40ZM56 87H54V89H55ZM67 87H65V83H64V81H63V83L62 84H60L58 87H57V89L56 90H58V92H62V93H64V92H66L69 88H67ZM70 88H71V86H70ZM136 88H139V87H136ZM135 88V89H136ZM152 88V89H153ZM159 88V87H158ZM189 88H191V91H189L190 89ZM189 90H187L189 93V95H191L192 96V98L193 99H195L199 94H200V91H199V89H197L196 87H194L193 85H189ZM226 88H227V86H226ZM229 88V87H228ZM239 88V87H238ZM134 89V88H133ZM155 89H156V87H155ZM182 89V88H181ZM225 89V88H224ZM232 89V88H231ZM234 89V88H233ZM244 89V88H243ZM154 90V89H153ZM249 90H251V89H249ZM64 91V92H63ZM99 91V90H98ZM97 91V92H98ZM135 91V90H134ZM146 91H150L149 89H147ZM152 91V90H151ZM151 91L149 92L150 94H152L151 93ZM157 91V90H156ZM159 92H160V90H158ZM157 91V92H158ZM162 91V90H161ZM230 91V89L228 90V92ZM232 91V90H231ZM240 91H242V90H240ZM68 93H70V91L68 90L67 91ZM100 92H102V91H100ZM125 92V91H124ZM153 92V91H152ZM157 92H155V93H157ZM158 92V93H159ZM237 92H238V90H237ZM244 92H246L245 90H244ZM248 92V91H247ZM246 92V93H247ZM55 93H56V95H57V91H55ZM99 93V92H98ZM97 93V94H98ZM104 93V92H103ZM102 93V94H103ZM126 93V92H125ZM130 93V92H129ZM136 95H138V92L136 91ZM146 93V92H145ZM154 93V92H153ZM182 93H183V95H184V93H186L185 92V89L183 88L182 89ZM230 93H236L235 91L234 92H230ZM253 93V92H252ZM251 93V91H250V94H252ZM135 94V93H134ZM134 94H132V95H134ZM142 94H143V92L140 94L141 96H142ZM149 94V95H150ZM188 94L186 95V96H188ZM237 94V93H236ZM239 94H242L241 92L239 93ZM55 95V96H56ZM61 95H63V94H61ZM60 95V96H61ZM128 95V94H127ZM131 95V94H130ZM146 95V94H145ZM159 95V94H158ZM238 95V94H237ZM243 95V94H242ZM249 95V93L247 94V96ZM58 96V95H57ZM59 96V97H60ZM129 96V95H128ZM143 96H144V94H143ZM161 95H159V97H160ZM239 96V95H238ZM244 96V95H243ZM245 96H246V94H245ZM131 97H133V96H131ZM130 97V98H131ZM137 97V96H136ZM136 97H135V99H136ZM156 97V96H155ZM189 97V96H188ZM114 98H116V96L114 95ZM126 98L127 99H129L127 96H126ZM134 98V97H133ZM132 98V99H133ZM151 98V97H150ZM152 98H154V97H152ZM189 98H191V97H189ZM223 98V97H222ZM241 98H242V96H241ZM105 99V98H104ZM156 99V98H155ZM214 99V98H213ZM191 100V99H190ZM107 101V100H106ZM106 101H104V103L106 102ZM109 101V100H108ZM107 101V102H108ZM129 101V100H128ZM128 101H124V102H128ZM132 101V100H131ZM139 101H140V99H139ZM192 101V100H191ZM221 102V101H220ZM19 103V102H18ZM122 103H123V99H122ZM133 103H138V102H133ZM222 104H224V105H229V103H230V101H228V100H223L222 102H221ZM27 104V103H26ZM105 104H107V103H105ZM124 104V103H123ZM139 104V103H138ZM137 104V105H138ZM232 104V103H231ZM235 104H237V103H235ZM0 105H1V103H0ZM110 105V104H109ZM122 105V104H121ZM129 105V104H128ZM132 105V104H131ZM212 105V104H211ZM223 105V106H224ZM26 107H27V105H25ZM29 106L30 107H32L31 106V104H29ZM234 106V105H233ZM20 107V106H19ZM68 107H71L72 108V114H71V116L70 115H68L70 118H72L73 120H74V122H75V124H76V126H78L77 127V129L75 130L76 132H75V134L77 133V135L75 136V134H73V136H75V138L73 137V139H75V140H73V141H76L78 138H79V136L80 135H85V134H87V136H88V140H90V142H91V137H90V134H92L93 135V133H91V131H90V128H91V123L89 124L90 126H88V120H89V118L92 116V114H91V111H92V107H91V103L89 102V99L88 98H84L83 99V102L82 103H71V104H69L68 105ZM128 107V106H127ZM127 107H126V110H127ZM131 107V106H130ZM135 107V106H134ZM134 107H133V109H134ZM209 107H211V106H209ZM213 107V106H212ZM235 107V106H234ZM238 107V106H237ZM23 109H24V107H22ZM125 108V107H124ZM136 108V107H135ZM16 109H17V106H16ZM21 109V108H20ZM34 109V108H33ZM61 109V108H60ZM70 109V108H69ZM131 109H132V107H131ZM214 109V108H213ZM217 109V108H216ZM25 110H26V108H25ZM27 110H28V107H27ZM26 110V111H27ZM52 110V109H51ZM210 110V109H209ZM32 111V110H31ZM214 111V110H213ZM11 112V111H10ZM25 112V111H24ZM28 112H29V110H28ZM94 112V111H93ZM104 112V111H103ZM105 112H106V110H105ZM105 112H104V114L102 115V116H100L101 118L102 117H104V116H106L105 115ZM131 111H127V113H130ZM33 112H31V115H33L32 114ZM52 113V112H51ZM63 113V112H62ZM99 113H101V112H99ZM126 113V112H125ZM201 114H199V113H197L196 112V115H194L195 117V119L193 120V128H191V129H189L190 131H191V137H192V140H193V143L194 144H196L197 146H198V148L199 149H201V151H202V154L204 153V154H207V156H206V158H198V159H196V156H191V157H189V166L191 167V168H193L194 169V171H201L202 173H203V178H204V181L206 182V183H208V185H211L212 186V191L214 192V194H213V199H214V201L215 202H217V201H219V205H221V203L220 202H222L224 199V196L221 194L222 193V191H225V189L224 188H222L221 187V185H220V183H221V180H219L220 179V176H219V174H218V171H217V160H218V158H219V152H223V153H225V151L223 150V149H221V144H224V145H228V142L230 143V141L229 140H227V138H229L230 139V137H228V136H230L229 134H227L226 133V131H225V128H223V126L222 125H217L216 126V124H214V122L211 120V118L213 117V115L211 114V112L210 111H208V110H203V111H201L200 112ZM221 113V112H220ZM11 114H12V112H11ZM11 114H8L7 115V117H5L6 119H10L11 118ZM68 114V113H67ZM67 114H65V115H67ZM70 114V113H69ZM102 114V113H101ZM192 114V113H191ZM204 114V118L202 117V115ZM18 115H21V111L19 110V113H18ZM141 115V114H140ZM144 115V114H143ZM34 116V115H33ZM55 116V115H54ZM54 116H52V117H54ZM63 116V115H62ZM68 116H65L66 118H68ZM122 116V115H121ZM23 117V116H22ZM30 117H32V116H30ZM29 118V117H28ZM97 118V117H96ZM106 118V117H105ZM105 118H104V120H105ZM132 118H134V117H132ZM141 118V117H140ZM64 119V118H63ZM62 119V120H63ZM72 119L70 120V121H72ZM100 119V118H99ZM135 119V118H134ZM58 120V119H57ZM68 120V119H67ZM67 120H65V121H67ZM137 120H140L139 118L137 119ZM55 121H56V119H55ZM99 121V120H98ZM191 121V120H190ZM45 122V121H44ZM91 122V121H90ZM102 122V121H101ZM105 122V121H104ZM107 122V121H106ZM71 123H73V121L71 122ZM96 123V122H95ZM103 123V122H102ZM131 123V122H130ZM140 123V122H139ZM67 124V123H66ZM135 124H136V122H135ZM143 124V123H142ZM54 125V124H53ZM70 125V124H69ZM71 125H73L74 126V124H71ZM101 125V124H100ZM132 125V124H131ZM134 125V124H133ZM199 125H201V131H200V134H198V132H197V128H198V126ZM95 126V125H94ZM143 125H141V123L140 124H136L135 125V127H133V129H131V132H133V131H136V132H141V127H142ZM22 127V126H21ZM24 127V126H23ZM22 127V128H23ZM26 127H27V125H26ZM71 127V126H70ZM90 127V128H89ZM99 127V126H98ZM128 127L129 128H132V126L130 127V125H128ZM221 127V128H220ZM49 128V127H48ZM57 128V127H56ZM73 128H75V127H73ZM79 128V129H78ZM96 128H97V126H96ZM95 128V129H96ZM100 128V127H99ZM105 128V127H104ZM220 128V129H219ZM18 127H17V130L15 131L16 133H17V131H18ZM26 129V128H25ZM24 129V130H25ZM29 129V128H28ZM43 129V128H42ZM82 129H83V134H82ZM224 129V130H223ZM21 131H22V129H20ZM23 130V131H24ZM58 130V129H57ZM56 130V131H57ZM48 131H49V133L51 132L50 131V129H48ZM102 131H103V129H102ZM104 131H106V130H104ZM129 131H130V129H129ZM19 132V131H18ZM44 132V131H43ZM54 132V131H53ZM59 132H61V131H59ZM97 132H98V130H97ZM107 132V131H106ZM106 132H104V133H106ZM130 132V134H132ZM27 133V132H26ZM25 133V134H26ZM29 133V132H28ZM64 133V132H63ZM66 133H68V132H66ZM65 133V134H66ZM74 133V132H73ZM230 133V132H229ZM18 134V133H17ZM16 134V135H17ZM51 135L53 134V133H50ZM60 134V133H59ZM12 136H14L13 134H11ZM24 135V133L22 134V136ZM31 135V134H30ZM47 135H49V134H47ZM64 135V134H63ZM62 134H61V136H63ZM69 135V134H68ZM91 135V136H92ZM98 135V134H97ZM103 135H105V134H103ZM226 135H227V137H226ZM6 136H8V134H6ZM10 136V135H9ZM53 136L54 135H52L51 136V138H50V136H46L49 140H50V142L52 141L53 142ZM65 136V135H64ZM232 136V135H231ZM4 137H5V134H3V133H0V142L3 140V143L4 142H6V141H4ZM11 137V136H10ZM10 137H8L9 139H11ZM18 136H16V138H17ZM72 137V136H71ZM29 138H30V136H29ZM64 138V137H63ZM97 138V137H96ZM100 138H101V136H100ZM107 138H109V137H107ZM124 138V137H123ZM138 138V137H137ZM232 139H231V142H233L232 140L234 139L233 137H231ZM6 139V138H5ZM72 139V138H71ZM81 139V138H80ZM111 139V138H110ZM68 140V139H67ZM67 140H65L66 142H67ZM85 141H86V139H84ZM84 140H81L80 142H82V141H84ZM87 140V141H88ZM100 140V139H99ZM13 141V140H12ZM16 141V139L14 140V142ZM23 141V143H24V139L22 140ZM29 141H30V139H29ZM48 141V140H47ZM78 141V140H77ZM76 141V142H77ZM109 141V140H108ZM113 141V140H112ZM111 141V142H112ZM126 141V140H125ZM228 141V142H227ZM235 141V140H234ZM7 142H10V141H7ZM26 142H27V140H26ZM70 142V141H69ZM95 142V141H94ZM94 142H93V145H94ZM139 142V141H138ZM2 143V142H1ZM28 143V142H27ZM48 143V142H47ZM56 143V142H55ZM64 143V142H63ZM75 142H73V144H74ZM87 143V142H86ZM89 143V142H88ZM97 143V142H96ZM95 143V144H96ZM5 145L4 146H6V143H4ZM20 144H21V142H20ZM52 144V143H51ZM90 144V143H89ZM89 144H88V146H89ZM98 144V143H97ZM96 144V145H97ZM122 144V143H121ZM17 145H19L18 143H17ZM22 145V144H21ZM48 146H50V144H47ZM54 145V144H53ZM85 145H87V144H85ZM91 145V144H90ZM24 146H25V143H24ZM47 146V147H48ZM52 146V145H51ZM50 146V147H51ZM63 146V145H62ZM61 146V147H62ZM68 146V145H67ZM80 146V145H79ZM83 146H84V144H83ZM95 146V145H94ZM126 146H128V145H126ZM6 147H10V146H6ZM13 147V146H12ZM11 147V149H14V148H16V147H14V148H12ZM26 147V146H25ZM44 147H46V146H44ZM43 147V148H44ZM50 147H48L49 148V150L51 151V148ZM91 147V146H90ZM90 147H88V148H90ZM96 147V146H95ZM223 147H226V148H228L227 146H223ZM47 148V149H48ZM68 148V147H67ZM70 148V147H69ZM80 147H78V149H79ZM84 148H85V146H84ZM111 148V147H110ZM10 149V148H9ZM21 149H22V146H21ZM27 149V148H26ZM29 149V148H28ZM45 149V148H44ZM54 149V148H53ZM81 149V148H80ZM83 149V148H82ZM86 149H87V146H86ZM86 149H85V151H86ZM95 148H93V150H94ZM112 149V148H111ZM113 149H115V148H113ZM116 149H117V147H116ZM14 150H16V149H14ZM14 150L12 151V152H14ZM43 149L41 148V151H42ZM49 150H47V154H48V151ZM68 150V149H67ZM84 150V149H83ZM87 150H89V149H87ZM110 150V149H109ZM4 151V150H3ZM11 151V150H10ZM44 151H46V149L44 150ZM65 151V150H64ZM78 151V150H77ZM76 150H75V152H77ZM80 151V150H79ZM82 151V150H81ZM80 151V152H81ZM96 151V150H95ZM106 151H107V149H106ZM18 151H16V153H17ZM55 152V151H54ZM73 151H71V153H72ZM98 152H99V149H98ZM25 153V152H24ZM38 153H40V152H38ZM37 153V151H36V155H39ZM43 153V152H42ZM51 152H49V154H50ZM78 153V152H77ZM89 153H91V151H89ZM103 153V152H102ZM110 153V152H109ZM112 153V152H111ZM3 154H6V153H3ZM12 154V153H11ZM21 154L22 155H20V156H22L23 157V153L21 152ZM28 154H30V153H28ZM67 154H68V156L70 155V152L68 153V151H67ZM74 154V153H73ZM73 154H71L69 157V161L70 162H68V164H67V166L68 167H64V168H66L65 170L68 172V169L70 168V167H73L72 168V170H73V172H77L76 174H75V176H74V174L71 172V170H70V174L71 175H73V177H72V179L70 180L69 179V184H68V186H69V188H72L73 189V191H71V189H69V188H65V186L67 185L66 183H64L65 184V186H63L66 190H63L61 193H59L58 191V193L59 194H55V195H53L50 199H48L47 201H44V203L43 204H39V205H36V206H32V207H30L29 209H28V211H26V210H24V211H21L20 212V217H19V219L18 220H16V221H18L19 222V224L17 223V222H15L14 223V221H12V216H14L15 215V213H18L19 212V208L21 207V199L19 198V194L17 193V192H19L21 189L23 190V188H22V179H23V177L25 178V179H23V181H25V186H26V189L25 190H28V192L30 193V192H33V190L35 189V188H38L39 190H42V188H40V185L38 186L37 185V187L35 186V188H31V189H33L32 191H30V189H29V187L31 186V184L32 185H35L36 184V182L38 181V179H37V181H35V179H33L34 181H35V184L34 183H31V174H33L35 171H36V169H35V166H33L32 165V163H34V162H32L31 163V165L33 166L32 168H33V170H34V172H33V170L31 169V171L32 172H29V169H28V172H27V169L26 168H24V169H26V170H24V174H25V176H22V179L19 177V179L17 180V181H15V179H17V174H16V176H14V170H13V168L15 167L14 165H16V164H14V163H12L11 161H10V158H11V156H10V158H7V159H5V161L7 160L8 161V159H9V161H10V163L9 164H13V166H12V164H11V166L8 164V163H4V158L2 159L1 158V156H0V234L2 233V234H4V235H7V236H9V234H6V232H10V231H7L9 228H10V230L12 229V228H15L14 230L16 231H18V229L20 228L21 230L20 231H18V233L17 234H15V236L13 237V236H11V234L14 232V230L12 229L11 230V232H10V238H7L8 239V244H5L4 242H2L1 240H0V264H23V262H22V260L21 259H24L25 261L26 260H30V264H43L44 262L46 263V261L49 263V264H59V263H61V264H67V262H69V261H63V257H64V254L66 253V254H69L70 255V253L72 252V250H71V244L69 243V241L66 243V244H64V245H66V251H65V253L63 254V252H62V245H61V242L65 239H67V238H69V236H68V233H71L72 232V229H73V226H75V225H78L77 227V229H76V227H75V229L79 232L76 236L78 237V240L80 241V251H82V253H83V257H84V255L86 256V254H87V252H86V250L88 249V246L90 245V237H92L91 236V234H90V230L88 229V227H89V224H88V220H86V218H87V216H88V211L90 212V210H89V208L90 207H87L88 208V210H87V208L86 209H84V207H83V205H79L78 206V203H79V200H81L82 198L84 199V197L85 196H87V193H88V187H84V184L82 185V183L83 182H85V180L84 181H82L83 179H81L82 177H83V175H84V170H83V164L81 165V160H82V158H80L81 160H79V159H77L78 158V155H73ZM82 154V153H81ZM94 154H95V152H94ZM106 154H108V152H106ZM0 155H1V153H0ZM8 155H9V153H8ZM87 155H88V152H87ZM87 155L85 156L84 154H82V156H84V157H87ZM97 155H98V153H97ZM6 157H7V154L5 155ZM4 156V157H5ZM19 156V155H18ZM27 156V155H26ZM40 156V155H39ZM38 156V157H39ZM53 156H55L54 154H53ZM68 156H66V157H68ZM92 156H95V155H92ZM92 156H91V160H93L92 159ZM2 157H3V155H2ZM30 157V155H28V157H26V158H29ZM42 157H44V158H46L45 156H43L42 155ZM89 157V156H88ZM97 157V156H96ZM13 158H14V155H13ZM36 158H37V156H36ZM40 158V157H39ZM49 158H50V156H49ZM105 158H107V157H105ZM12 159V158H11ZM22 160H23V158H21ZM21 159H19V160H21ZM25 159V158H24ZM83 159H86V158H83ZM29 160V159H28ZM31 160V159H30ZM29 160V161H30ZM33 160V159H32ZM35 160H37V159H35ZM49 160V159H48ZM67 160H68V158H67ZM78 160H79V162H78ZM91 160H86V162H88V161H91ZM13 161V160H12ZM39 160H37V161H35V162H38ZM201 161H203V163L201 162ZM21 162V161H20ZM20 162H18V163H20ZM24 162V161H23ZM28 162V161H27ZM31 162V161H30ZM40 162V161H39ZM85 162V163H86ZM16 163V162H15ZM22 163V162H21ZM43 163V162H42ZM37 164V163H36ZM36 164H34V165H36ZM178 164H180V154L179 155H177L175 158H173V162H172V165H171V167H169L167 170H169L170 171V173H171V177L169 178V180H168V182L169 183H166V185H170L171 183V181L170 180H173L175 183H176V179H178V178H180L179 176L177 177L176 176V172L178 171V169H180V166H178ZM22 165V164H21ZM24 165H25V162H24ZM24 165H22L23 167H24ZM20 166V165H19ZM27 166V165H26ZM25 166V167H26ZM29 167H30V165H28ZM36 166H38V165H36ZM43 166V165H42ZM48 166V165H47ZM64 166H66V165H64ZM57 167V166H56ZM21 168V170H22V167H20ZM63 168V167H62ZM103 168V167H102ZM19 169V168H18ZM53 169V168H52ZM59 169V168H58ZM60 169H61V167H60ZM59 169V170H60ZM76 169V170H75ZM192 169V170H193ZM16 170V169H15ZM23 171V170H22ZM61 171V170H60ZM66 171H64L65 173H67ZM84 171V172H83ZM16 172V171H15ZM18 173H19V171H17ZM37 172V171H36ZM59 172V171H58ZM63 172V170L60 172V173H62ZM20 173H22L21 171H20ZM65 173H63L64 175H63V177H65ZM19 175V174H18ZM21 175V174H20ZM37 175V174H36ZM60 175V174H59ZM71 175L69 176V174H68V177H71ZM33 176V175H32ZM13 177H15V179L13 178ZM35 177V176H34ZM38 177V176H37ZM37 177H35V178H37ZM60 177V176H59ZM116 177L117 176H114L113 178H112V182H111V189L112 190H114L113 188H114V183H115V181H116ZM13 179H14V183L16 184V182H17V184H19V185H15V184H13L12 182H13ZM40 179V178H39ZM57 179H58V177H57ZM62 179V178H61ZM167 179V178H166ZM59 180V179H58ZM64 180V179H63ZM66 180H68V179H66ZM87 180V179H86ZM57 181V180H56ZM62 181V180H61ZM164 181V180H163ZM163 181H161L162 183H165V182H163ZM167 181V180H166ZM203 181V182H204ZM55 182V181H54ZM59 181H57V183H58ZM38 183V182H37ZM40 183V182H39ZM56 183V182H55ZM60 183V186L62 187V185H63V183L62 182H59ZM61 183H62V185H61ZM88 183V182H87ZM189 183V182H188ZM198 185H200L199 183H197ZM21 185V186H20ZM56 185V184H55ZM79 185H81V186H83V187H81V186H79ZM87 184H86V182H85V186H86ZM56 186H58V185H56ZM32 187H34V186H32ZM60 187V188H61ZM105 187V186H104ZM195 186H192L191 184H190V187H183L184 189L182 190V189H178L177 190V192L179 193L178 194V196L181 194L182 195V202H181V204L180 205H178L179 207H177L178 209H176V213L175 214H173L174 216H173V220L171 219V222H170V224L169 225H166V223H165V216H163L162 217V219L160 220V222H162L163 224H165L164 226H167V227H175V229H178V230H174L173 231V234L171 235V233L172 232H170L169 230H167L166 231V229H162L163 227H159V237H160V239H163L164 240V242L165 243H167V244H169V246H170V248H171V250H172V252L175 254V256L177 257V259L182 263V264H210L209 263V261H208V263L206 262V260H207V257H204V252H207V246H206V243H210V241H211V239H212V243L210 244L211 245V249H212V251H213V254H212V256H211V259H214L213 261H212V264H217V263H219L218 261H217V257H216V254H219V255H221L224 259L221 261L223 264H260L259 263V261H258V255H255L254 254V252L252 251L251 252V254H249V253H246V254H248L247 256L246 255H244L243 253H244V247L242 246V245H244L245 243H247V242H245L244 243V241H246L244 238L245 237H243L242 235V237H238V234H237V241L236 242H234V243H232L231 245H229L230 246V248H225V247H223V243L222 242H220V241H222L221 240V236L220 235H218L219 234V232H220V227H219V225H220V223H218L217 224V222H215V221H212V220H208V218H202V215H196L195 213H194V211H193V208H192V204H193V202H192V197H193V195L195 194V188H194ZM169 188V187H168ZM67 189L69 190V191H67ZM36 190V189H35ZM34 190V191H35ZM39 190H37V191H35L37 194H39L38 192H39ZM134 190V189H133ZM145 190V192L144 193H142V195H143V198H142V200H144L145 202H146V204H148L147 202L148 201H150L151 200V198L153 197V196H155L154 195V192H153V190H151V186L150 187H148V188H145L144 189ZM42 191H45L44 189L42 190ZM42 191H40V194L42 193V195L44 194ZM60 191V190H59ZM170 191V190H169ZM174 191V190H173ZM46 192V191H45ZM133 192L135 193V190L134 191H132V193H131V195H134L133 194ZM171 192V191H170ZM35 193V194H36ZM50 193V192H49ZM48 192H47V194H49ZM18 194V195H17ZM21 194V193H20ZM34 194V193H33ZM51 194V193H50ZM89 194H90V191H89ZM168 194V193H167ZM23 195V194H22ZM32 195V193L31 194H29V196H31ZM44 195H46V193L44 194ZM43 195V196H44ZM111 195V194H110ZM174 195H175V193H174ZM36 196H38V195H36ZM40 196V195H39ZM20 197H21V195H20ZM32 197V196H31ZM30 197V198H31ZM87 197H89V196H87ZM195 197H197V196H195ZM105 198H107V197H105ZM177 198V197H176ZM150 199V200H149ZM154 199V198H153ZM175 199V198H174ZM197 199V198H196ZM89 200V199H88ZM107 200H110L109 198H107ZM177 200V199H176ZM175 200V201H176ZM106 201V200H105ZM225 201V202H224ZM223 201V203H225L226 204V199ZM96 202V201H95ZM107 202V201H106ZM105 202V203H106ZM108 202H110V201H108ZM152 202H154V200L152 201ZM169 202V201H168ZM82 203L84 204V200H82ZM177 203H178V200H177ZM15 204V205H14ZM97 204V203H96ZM108 204H110V203H108ZM107 203H106V205L107 206H110V209L108 210V207H107V209H105L106 210V212H105V214H106V218L107 219H105V217H104V219H105V221H107L108 223L109 222H111V211H112V206H111V204L110 205H108ZM175 204V203H174ZM150 205V204H149ZM158 205V204H157ZM157 205H156V207H157ZM164 205V204H163ZM39 206H41L40 208H39ZM86 206V205H85ZM91 206V205H90ZM104 206V205H103ZM148 206V205H147ZM166 206V205H165ZM176 206V205H175ZM105 207V206H104ZM142 207L144 208V206L142 205ZM164 208V207H163ZM166 208V207H165ZM96 209H98L97 207H96ZM95 209V217H96V219H98L97 220V229H98V231H99V235L101 236V234H102V225L104 224V223H102V222H104V221H102V216H104V215H102L103 213H104V211H103V209H98V210H96ZM94 210V209H93ZM108 210V211H107ZM163 210V209H162ZM173 210V209H172ZM138 211H139V209H138V205H136V204H133L132 205V207H131V210H129V213H127V215H125V216H127V219H130V218H133L134 216H139L138 215ZM147 211V210H146ZM165 211V210H164ZM173 211H175V210H173ZM231 211V210H230ZM127 212V211H126ZM162 213H164V212H162ZM231 213V212H230ZM165 214V213H164ZM232 214H234V212L232 213ZM100 215H101V217H100ZM163 215V214H162ZM235 215H236V213H235ZM150 217V216H149ZM3 218L6 220V221H3ZM131 220V219H130ZM132 222H133V219L131 220ZM202 221L204 222V223H202ZM13 222V223H12ZM151 222V221H150ZM128 223V222H127ZM130 223V222H129ZM10 224H13V227L11 228L10 227ZM107 224V223H106ZM109 224H111V223H109ZM108 224V226H111V225H109ZM159 224H161V223H159ZM224 224V223H223ZM96 225V224H95ZM152 225L154 226V227H157L155 224H153L152 223ZM182 225V226H181ZM105 226V225H104ZM112 227V226H111ZM17 228V229H16ZM96 228V227H95ZM158 228V227H157ZM165 228V227H164ZM193 228H194V230H195V232L193 233L192 232V230H193ZM78 229H80L81 231H83V233H86V235H79L80 234V231L78 230ZM96 229V230H97ZM106 229L108 230L109 228L106 226ZM92 230V229H91ZM96 230H94V231H96ZM107 230H105V231H107ZM181 230V231H180ZM110 231V230H109ZM108 231V233L110 234V232ZM169 231V232H168ZM75 232V231H74ZM82 233V232H81ZM106 233V232H105ZM104 233V234H105ZM221 233V232H220ZM14 234H12V235H14ZM75 234V233H74ZM192 234H194V235H192ZM75 236V235H74ZM199 236H204V241H200L199 240ZM246 236V235H245ZM249 236H251V235H249ZM70 237H71V235H70ZM93 238V237H92ZM98 238H100L99 240H102V237H98ZM97 238V239H98ZM105 238V237H104ZM209 238H211L210 239V241H208L207 242V239L209 240ZM248 238L249 237H247V241H248ZM254 238V237H253ZM73 239V238H72ZM74 240H75V238H74ZM76 240H77V238H76ZM230 240V239H229ZM235 240V239H234ZM239 240H240V242H239ZM250 240H251V238H250ZM72 241V240H71ZM162 241V240H161ZM232 241V240H231ZM74 242V241H73ZM78 241H76V243H77ZM223 242H224V240H223ZM260 242L261 241H259V245H260ZM72 243V242H71ZM103 243V242H102ZM226 243V242H225ZM243 243V244H242ZM258 242H256V246L255 247H257V244ZM74 245H75V243H73ZM100 245H101V243H99ZM220 244V245H219ZM228 244V243H227ZM250 244V242L248 243V246H250L249 245ZM255 244V243H254ZM10 245V246H9ZM74 245H73V247H74ZM88 245V246H87ZM251 245H252V241H251ZM12 246V247H11ZM78 246V245H77ZM76 246V247H77ZM85 246H87L86 248H85ZM204 246V247H203ZM245 247H246V244L244 245ZM247 246V247H248ZM90 247V246H89ZM250 247H253V246H250ZM249 247V248H250ZM254 247V248H255ZM259 247V246H258ZM257 247V248H258ZM65 248V247H64ZM160 248V247H159ZM247 249L246 251H248L249 250V252H250V250H252V249ZM260 248V247H259ZM230 249V250H229ZM40 250V251H39ZM65 250V249H64ZM75 250H76V248H75ZM78 250V249H77ZM76 250V251H77ZM244 250V251H243ZM255 250V249H254ZM245 251V252H246ZM75 252V251H74ZM79 252V251H78ZM88 252H89V250H88ZM154 252V251H153ZM261 252V251H260ZM263 252H261V254H262ZM79 254V253H78ZM81 254V253H80ZM90 254V253H89ZM261 256H263V255H261ZM37 258L38 259V261H32V259L33 258ZM71 257V256H70ZM66 258H68V257H66ZM97 259H100V257H96ZM259 258H261V257H259ZM70 259V258H69ZM68 259V260H69ZM85 259V258H84ZM261 259H263V257L261 258ZM23 260V261H24ZM83 260V259H82ZM210 260V259H209ZM260 260V259H259ZM264 260V259H263ZM262 260V261H263ZM84 261V260H83ZM261 261V262H262ZM264 262V261H263ZM44 263V264H45ZM73 263H74V261H73ZM29 264V263H28Z\"/></svg>", "mask_w": 264, "mask_h": 264}]
</instances>
